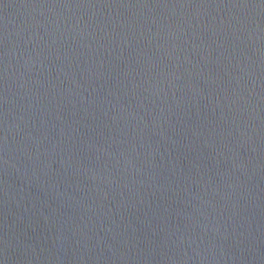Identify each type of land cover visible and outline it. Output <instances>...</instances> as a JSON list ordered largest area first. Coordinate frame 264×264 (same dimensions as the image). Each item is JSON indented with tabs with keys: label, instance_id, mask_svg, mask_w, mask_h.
Masks as SVG:
<instances>
[{
	"label": "water",
	"instance_id": "1",
	"mask_svg": "<svg viewBox=\"0 0 264 264\" xmlns=\"http://www.w3.org/2000/svg\"><path fill=\"white\" fill-rule=\"evenodd\" d=\"M0 264H264V0H0Z\"/></svg>",
	"mask_w": 264,
	"mask_h": 264
}]
</instances>
